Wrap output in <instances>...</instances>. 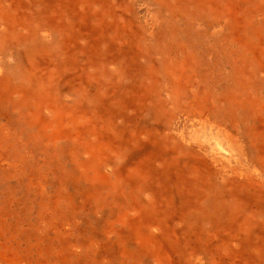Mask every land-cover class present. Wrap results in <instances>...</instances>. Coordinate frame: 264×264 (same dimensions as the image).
<instances>
[{
	"label": "rangeland",
	"instance_id": "1",
	"mask_svg": "<svg viewBox=\"0 0 264 264\" xmlns=\"http://www.w3.org/2000/svg\"><path fill=\"white\" fill-rule=\"evenodd\" d=\"M0 264H264V0H0Z\"/></svg>",
	"mask_w": 264,
	"mask_h": 264
},
{
	"label": "bare ground",
	"instance_id": "2",
	"mask_svg": "<svg viewBox=\"0 0 264 264\" xmlns=\"http://www.w3.org/2000/svg\"><path fill=\"white\" fill-rule=\"evenodd\" d=\"M192 117V116H191ZM198 119V118H197ZM180 121V120H179ZM202 122V121H201ZM186 123V122H185ZM193 124V123H192ZM206 124H207V126H208V128H213V127H215L214 125H213V123L212 122H206ZM198 125V124H197ZM182 127V126H181ZM198 128V127H197ZM203 128V127H202ZM186 129V128H185ZM199 129H200V127H199ZM207 129V128H206ZM181 130V129H180ZM204 130V129H203ZM198 131H200V130H198ZM192 132V131H191ZM218 132V131H217ZM207 133V132H206ZM194 134V133H193ZM198 134V133H197ZM214 135V134H213ZM219 135V134H218ZM192 136V135H191ZM196 136V135H195ZM198 136V135H197ZM205 136H207V134L205 135ZM180 137V136H179ZM208 137V136H207ZM195 138V137H194ZM194 138H193V140H194ZM198 138H200L199 136H198ZM195 139H197V138H195ZM208 139H210V138H208ZM213 141V140H212ZM193 142V141H192ZM209 143V142H208ZM217 143V142H216ZM215 145V144H214ZM209 147H211V145H208ZM218 148V150H219V152L221 151V153L223 154V156L224 157H228V153L226 152V149L223 147V146H219V147H217ZM213 149V148H212ZM215 149H216V146H215ZM98 150V149H97ZM214 150V149H213ZM217 150V151H218ZM217 153V152H216ZM211 155V154H210ZM209 155V159H210V162L211 163H215V161H217V159L218 158H216V157H214L213 155L212 156H210ZM242 155V154H241ZM109 168V167H108ZM240 170V169H239ZM250 173V172H249ZM248 178V177H247Z\"/></svg>",
	"mask_w": 264,
	"mask_h": 264
}]
</instances>
